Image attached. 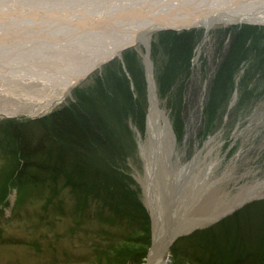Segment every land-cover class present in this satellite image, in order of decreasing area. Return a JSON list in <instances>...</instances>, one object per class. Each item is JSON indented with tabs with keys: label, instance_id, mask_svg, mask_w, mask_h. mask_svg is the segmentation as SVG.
<instances>
[{
	"label": "rangeland",
	"instance_id": "rangeland-1",
	"mask_svg": "<svg viewBox=\"0 0 264 264\" xmlns=\"http://www.w3.org/2000/svg\"><path fill=\"white\" fill-rule=\"evenodd\" d=\"M164 2L0 0V42L7 39L3 46L10 53L3 58L7 64L0 66V76L5 68L6 78H14L0 83V185L4 176L22 168L20 177L17 172L10 178L6 198L0 203V264H107V256L113 253L104 248L138 230L147 217L148 223L134 233L150 242L144 264L154 238L152 205L159 212L158 230L163 237L170 231L174 197L166 198L164 189L181 191L173 203L178 211L175 216L188 210L185 218L191 220L197 215L192 216V206L186 207L192 199L189 195L200 198L201 203L220 196L218 203H225L234 195L260 188L261 194L245 199L216 221L177 234L169 263L194 264L197 257L205 261L213 247L199 231L264 200V21L218 20L146 32L163 13H189V6ZM196 2L225 13L224 19L232 16L227 11L235 12V8L250 12L252 17L264 12V0ZM15 44L18 46L9 49ZM113 48L112 55L94 64L95 58L104 57ZM14 70L18 71L15 76L10 74ZM43 70L46 74L38 78L37 72ZM75 71L83 74L64 96L57 94L58 84L47 83V79H63L66 72ZM8 89L13 96L6 95ZM48 92L56 95L43 104ZM155 100L172 137L149 130L150 107ZM10 102L19 107L16 113L9 108ZM64 108L98 118L102 126L92 130L104 143H91L90 148L94 146L86 156L94 168L111 174L112 192L109 187L106 193L98 188L81 194L67 187L64 174L70 172L71 156L43 162L51 173L41 170L36 162L32 165L34 150L49 152L52 146L50 139L48 145L39 139L41 130L33 129L40 136L38 142L31 141V145L37 142L36 146L26 149L27 159L19 155L20 146L8 121L21 122L20 129L27 130L29 123ZM67 144L73 143H60L61 147ZM56 169L61 174L54 172ZM102 181L100 187L106 185ZM113 189L128 203L142 206L144 212L115 203L107 196ZM255 210L251 212L253 221ZM262 214L264 211L258 219ZM259 226L253 223L247 236L259 235ZM203 242L207 252L198 246ZM259 252L250 250L253 257ZM256 264H264L263 257Z\"/></svg>",
	"mask_w": 264,
	"mask_h": 264
},
{
	"label": "trees",
	"instance_id": "trees-1",
	"mask_svg": "<svg viewBox=\"0 0 264 264\" xmlns=\"http://www.w3.org/2000/svg\"><path fill=\"white\" fill-rule=\"evenodd\" d=\"M61 109V110H53L49 114H47L45 117L36 119L33 121L32 125L30 123L28 124L29 128L26 130V128L20 129L21 122H14V121H8V123L11 126V129H13L11 132L14 137L15 141L18 142L19 147V155L27 159L26 155H29L26 152V149H28L31 146H36L37 140L42 138V142L44 144H47L48 141L51 143V148L48 150L49 152H46V150L42 151V153L38 152L39 148L34 150L31 154L34 158L31 162L32 165L38 164L37 166H40L41 170H44V172L51 173L52 170H47L48 164H43V162H53L56 158L65 159L68 156H71V165L69 167V171L64 174L65 179L67 180V187L72 188V191L74 193H81L86 194L89 192H92V190L100 189L104 190L106 193V189L110 187L111 192V182H113L111 179L113 178L111 174H107L105 170L93 167L92 163L89 161L88 157L86 156L88 152H90L91 143L92 144H98L103 145L104 140L101 139L99 136H97L93 128H97L100 130L101 124L98 121V118L91 115V117H88L86 115H77L75 113L71 112V109ZM33 129L41 130V137L38 139L40 134L36 131H33ZM39 135H38V134ZM48 139V140H47ZM50 139V140H49ZM32 140H36L37 142L34 145ZM47 140V141H46ZM62 141L71 142L73 144H67L62 145L64 148L66 146L69 147V149L64 150L60 143ZM90 141V143H89ZM42 143V144H43ZM57 144V145H56ZM48 145V144H47ZM71 145V146H70ZM38 147V146H37ZM22 152V153H21ZM37 152V153H36ZM36 153V154H35ZM26 154V155H25ZM43 158V159H40ZM42 163H40L38 160ZM27 161V160H25ZM70 161V160H69ZM36 162V163H35ZM30 163V162H29ZM27 163V165L29 164ZM26 166V165H25ZM23 167L25 169L26 167ZM72 168V169H71ZM13 170L8 174L6 177L4 176V182L0 185V203H2L7 195V189L9 188V180L10 178H13L12 176L17 177L19 174H21L22 168L19 167V170ZM26 172V170H25ZM54 172H58L61 174L57 169L54 170ZM72 173V174H71ZM27 174V173H26ZM10 176V177H9ZM36 176V174L34 175ZM54 179V177H50ZM101 179L106 183V185L101 184L103 187H100ZM100 180V181H99ZM102 181V182H103ZM113 189L112 195H107L109 198L115 199V203L117 204H129L133 205L135 203H128L129 200L125 197H120L118 193H115L117 189ZM128 205V206H129ZM134 206V205H133ZM111 207V204H110ZM263 207L262 210L257 211L255 209ZM134 211L138 212L137 210L143 211L142 206H134ZM256 211V216L254 217L256 220L253 221V217L251 216L252 211ZM264 211V200L256 201L251 203L250 205H247L245 208L236 211L233 215L228 216L225 219H222L220 222H218L216 225H213L212 227L205 229V231L201 230L199 231V235L204 239H209L213 243L212 249L208 253L209 257L205 261L196 258V262L193 261L194 264H256L258 260L264 261V217L258 219V214L260 212ZM83 212V207L80 206V209L78 210L79 215H81ZM146 214V213H145ZM264 216V214H262ZM147 217H144L140 223L138 224L140 228L139 231L142 230L143 223L147 222ZM259 223V228L261 229L259 235L247 236V232L251 227L256 223ZM148 226V225H147ZM136 230V231H138ZM149 230V227L147 228ZM208 230V231H207ZM135 231V232H136ZM207 231V232H206ZM134 231H130L128 234L126 233L125 237L120 239L118 242H114L112 247H105L104 250L110 253H113L111 256H107L108 261L107 264H113V262H116V264H141L144 260V257L147 253V248L150 242L148 239H145L146 237L142 236H135ZM147 232V231H146ZM148 235V234H147ZM204 242L198 244L199 248H202L204 252H207L204 249ZM256 248L259 250V254L257 256H252L250 254V250ZM216 250V252H215ZM202 251V252H203ZM243 252L241 254H237V252ZM217 253V256H216ZM237 254V255H236ZM219 256V257H218ZM260 257V258H259ZM113 258V261H112ZM115 260V261H114ZM97 264H101L99 261Z\"/></svg>",
	"mask_w": 264,
	"mask_h": 264
},
{
	"label": "bare ground",
	"instance_id": "bare-ground-1",
	"mask_svg": "<svg viewBox=\"0 0 264 264\" xmlns=\"http://www.w3.org/2000/svg\"><path fill=\"white\" fill-rule=\"evenodd\" d=\"M167 1H169V0H166V2ZM171 1H173L174 3H179V4L184 5V6H189L188 7L189 13H186V12H181L180 14H173V13L165 14V13H163L159 20H158V18H154L155 19L154 22L153 23L151 22V24L148 25L149 30H145L146 32H148V31H150V29H154L156 27H175V26L176 27H180V26L186 27V26L196 25V24H200V23L201 24L203 23L206 25V24L214 23L218 20H220V22H223V23H228L231 21H241V20L264 21V12H261L260 15L258 14V12H255L254 13L255 15H253V17H252L249 15L250 12H248V11L240 12V10H242V9L235 8V10H234L235 12L227 11V14H230V13H233V14H232V16L229 15V18L224 19L227 16L225 13H223V12L221 13V12H219V10H215L216 8H214V7L202 5L199 2H196V0H171ZM166 2H164V3H166ZM180 2H182V3H180ZM239 2L240 1H236L237 4H239ZM217 5H219V4L217 3ZM157 8H161V6H157ZM160 13H161V11H160ZM130 40H128V42H130ZM4 42L5 43L8 42L7 39L4 41L2 40L0 42V51L5 52V50H7V49L5 46H3V45H5ZM24 43L25 42L23 41V45H24ZM16 46H18V44L10 46L9 49H13V47H16ZM114 51H115V49L113 48L109 52V54L105 55L104 57H102V58L99 57L98 59L95 58L93 60L94 64L97 62L100 63V59H104L106 56L112 55ZM6 55H10L9 51H8V53L5 52L4 54L0 53V63H1L0 66H3V65L6 66L7 62L3 63V58L6 59L5 58ZM97 60H99V61H97ZM91 65L89 66L88 70L90 69ZM3 69H5V68H3ZM2 70H1V72L3 75L0 76V83H4L5 81L2 79H5L6 76L9 75V74L4 73V70L3 71ZM84 71H87V69H84ZM17 72L18 71L14 70V72H12L10 74L15 76L18 74ZM37 73L40 74L38 76V78H41V75H45L46 71H44V70L38 71ZM60 73L62 74V72H60ZM66 74L67 75L62 76V77H64L63 79H57V80H51V79L48 80L47 79V83L50 86H52L54 84L55 85L58 84L57 85L58 86L57 87L58 88L57 94L60 96L66 95L69 92L72 85L77 80H79L80 76L83 73L81 72V74H80V72L75 71L72 73L66 72ZM58 75H60V74L59 73L55 74L53 76V78L56 79V76L58 77ZM7 80H9V82H12L14 80V78L11 77L10 79H7ZM16 80H18V79H16ZM39 80H42V79H39ZM55 81H57L59 83H56ZM5 93L7 96H13L14 95L11 89H8ZM54 95H56V94H54L52 92H48L47 94H45V97L42 99V100H44L43 104L50 103L52 100V97H54ZM156 103H157L156 100L151 102L150 115H149V123H150L149 124V126H150L149 130L152 132L156 131L157 135H159L161 132H164L166 134V136L172 137L173 136L172 131H171L170 125L168 124L166 116L164 114H162L164 112H161L159 110V107ZM5 106H6V108H8V106H9V108L14 111L13 113H16L17 110H19V107H17L16 103H13V102H10L8 106L7 105H5ZM161 119L162 120L165 119L163 125L160 124ZM171 144H173V142H171ZM157 154H158V152H157ZM172 183H174V182H172ZM252 187H254V186H252ZM171 188H173V186ZM174 189H176V186H174ZM179 191L173 192L172 189L171 190L164 189V191H163V195L166 198L168 197V199H169V197L171 196L170 199H172L174 197L173 202L171 203V205H172V214L171 215H173V216H171L172 222H171V218L169 220V224H171V230L169 231V233L164 235V237H163L161 231L158 230V227H159L158 219H157L158 215H159L158 208H156L154 205H152V216L154 217V220L156 221V223L154 221V226H153L154 227V232H153V234H154L153 235L154 236V246H153L152 251L156 250L154 254L156 255L157 259L159 256H162V251H164V248H163V250L162 249L158 250V248L161 247L162 244H164V246H165V243L170 241L169 239H171L174 235L181 233V232H184V231H188V230H190L196 226L207 224L210 221L220 217L225 211L230 210L233 207H236L239 203L243 202L245 199L253 198V197H256L257 195L261 194V189L260 188L257 189V187H254L253 189L249 190L246 194L234 195L232 198H230L225 203H222V202L218 203V202H220V200H217V199H221L220 196H215V197L213 196L215 198V200L205 199L204 202L201 203L200 198L199 199L194 198V197L189 195V197L192 199H189L187 201L186 207H187V205L192 206V210L194 208V211H193L194 213H192L193 214L192 216L197 215L193 219L189 220V219H186V218H188L187 215L189 212L186 207H184L187 210L186 212L179 213L178 214L179 216H175L178 213V211L174 207V206H176V204H173V203L177 200L176 197L181 192V191L180 192ZM188 194L189 193H187V195ZM205 194H204V196H205ZM181 195L185 196L186 193H181ZM203 198L204 197H202V199ZM171 205H170V207H171ZM185 216H186V218H185ZM159 229H160V227H159ZM162 238H164V239H162ZM162 262H163V260H161V263Z\"/></svg>",
	"mask_w": 264,
	"mask_h": 264
},
{
	"label": "water",
	"instance_id": "water-1",
	"mask_svg": "<svg viewBox=\"0 0 264 264\" xmlns=\"http://www.w3.org/2000/svg\"><path fill=\"white\" fill-rule=\"evenodd\" d=\"M215 221H216V219H215ZM192 229H190V230H192ZM170 230H171V227H170ZM190 230H188V231H190ZM178 234H180V233H178ZM176 236H177V234L174 235L171 239H169L170 241H168L167 243H165V246H164V244H162L161 247L158 248V250L159 249H162L163 250V248H164V251H162V256H159L158 259L156 258V255L154 254L156 250L155 251H152L153 246H154V238H153L152 248L149 251V253L147 254L148 256H147L146 262L144 264H170L169 263L170 262V258H169V255H170V253H169L170 252V247H171V244L173 243L174 239L176 238ZM161 260H163L164 263L163 262L161 263Z\"/></svg>",
	"mask_w": 264,
	"mask_h": 264
}]
</instances>
